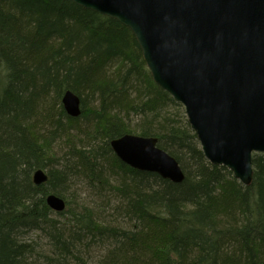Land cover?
Returning <instances> with one entry per match:
<instances>
[{
  "label": "trees",
  "instance_id": "trees-1",
  "mask_svg": "<svg viewBox=\"0 0 264 264\" xmlns=\"http://www.w3.org/2000/svg\"><path fill=\"white\" fill-rule=\"evenodd\" d=\"M66 90L80 98L77 117L63 109ZM125 133L156 137L182 182L120 161L110 140ZM252 167L244 186L206 160L118 20L71 0H0V264H264V153ZM78 182L93 202L74 200ZM50 193L64 210L47 205ZM93 248L104 250L96 260Z\"/></svg>",
  "mask_w": 264,
  "mask_h": 264
},
{
  "label": "water",
  "instance_id": "water-1",
  "mask_svg": "<svg viewBox=\"0 0 264 264\" xmlns=\"http://www.w3.org/2000/svg\"><path fill=\"white\" fill-rule=\"evenodd\" d=\"M71 1L131 30L153 81L183 106L204 157L249 186L252 155L264 153V0ZM61 103L68 116L81 114L73 91ZM110 147L134 169L184 179L154 136L125 133ZM45 180L43 169L33 172L35 184ZM46 203L55 212L65 208L53 193Z\"/></svg>",
  "mask_w": 264,
  "mask_h": 264
},
{
  "label": "rangeland",
  "instance_id": "rangeland-1",
  "mask_svg": "<svg viewBox=\"0 0 264 264\" xmlns=\"http://www.w3.org/2000/svg\"><path fill=\"white\" fill-rule=\"evenodd\" d=\"M36 127L40 130L43 126H42L41 123H37L36 124ZM64 149H65L64 143L60 144V142H57L55 144V150L57 152H60V151L63 152ZM71 191H73L74 193H76V197L74 198V196H73L71 198H74V200L76 202H78V203H82V202L90 203V202H93L95 200V197L90 193V191L87 189V187L85 186V184H83L81 182H78L75 185V187L69 191V193ZM37 233L36 232H30L25 237L28 238V239H32V240H35L36 239L37 241H39V239H40L41 242H45V239L38 238L36 236ZM98 249L99 248H93L92 249V253H91L92 254V257H93L92 260H96L98 258V255H100V254H102L104 252L103 249H101V251H99ZM98 251H99L100 254L98 253ZM84 259L87 260L86 257H84ZM88 262H92V261H89L88 260ZM73 264H79V262L73 260Z\"/></svg>",
  "mask_w": 264,
  "mask_h": 264
},
{
  "label": "bare ground",
  "instance_id": "bare-ground-1",
  "mask_svg": "<svg viewBox=\"0 0 264 264\" xmlns=\"http://www.w3.org/2000/svg\"><path fill=\"white\" fill-rule=\"evenodd\" d=\"M114 153V152H113Z\"/></svg>",
  "mask_w": 264,
  "mask_h": 264
}]
</instances>
